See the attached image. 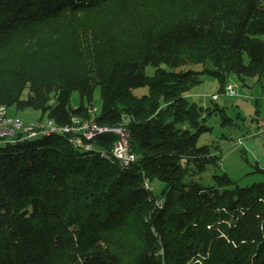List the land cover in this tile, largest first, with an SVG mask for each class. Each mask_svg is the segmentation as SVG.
<instances>
[{"label":"trees","instance_id":"1","mask_svg":"<svg viewBox=\"0 0 264 264\" xmlns=\"http://www.w3.org/2000/svg\"><path fill=\"white\" fill-rule=\"evenodd\" d=\"M204 75L219 93L264 79V0H0V107L124 126L136 156L114 157L112 131L88 150L68 133L0 141V264H264V181L197 180L222 159L199 145L205 111L233 124L188 100Z\"/></svg>","mask_w":264,"mask_h":264},{"label":"rangeland","instance_id":"2","mask_svg":"<svg viewBox=\"0 0 264 264\" xmlns=\"http://www.w3.org/2000/svg\"><path fill=\"white\" fill-rule=\"evenodd\" d=\"M164 68H167L163 65ZM186 69L201 71L200 64L188 65ZM155 68L147 67V74L152 76ZM227 84H233L236 94L230 96L224 90L219 93V82L210 75L203 76V83L194 87L187 93V98L191 103L199 106L213 107L218 104L225 108L228 115L233 118V124L223 125V120L216 113L210 114L205 111L207 125L212 128L210 132L204 133L199 139V145H211L220 147L222 157L219 167L212 166L207 172L197 177V180L204 186L214 184L213 176L227 173L233 180L242 187L251 186L264 181V173L257 170V166L264 170V79L259 81L256 77H247L241 80L236 75H231ZM226 84V85H227ZM138 96L149 93V89L138 88L134 90ZM53 104H56L53 100ZM80 104V94L74 92L71 98V106L78 107ZM100 91L95 94V108L92 113H99L101 110ZM42 117V112L33 108L18 109L12 106L7 109L6 118L19 120L25 126H35L39 124L48 125L47 115ZM4 120V118H1ZM84 121V119H81ZM156 192L164 186L160 181H155L151 185Z\"/></svg>","mask_w":264,"mask_h":264},{"label":"built area","instance_id":"3","mask_svg":"<svg viewBox=\"0 0 264 264\" xmlns=\"http://www.w3.org/2000/svg\"><path fill=\"white\" fill-rule=\"evenodd\" d=\"M225 93L233 96L236 94L233 84H227L225 88ZM5 109L0 108V137L1 136H10L14 141L18 138L26 139L33 138L36 135L42 134V132H46L49 130H59V129H44L43 124L35 125V126H25L19 120H10V118L5 117ZM4 118V120H1ZM75 122V120H73ZM99 130H120L121 131V139L115 143L113 155L120 157V160L123 164H129L135 161L136 156L131 151L130 143L128 140V136L126 134V129H119L116 127H101L97 125L92 120L91 127H79L76 124V129H68L62 130L71 134L72 143L77 147H83L85 149L90 148L89 144H84V137H91V140L94 138L95 132ZM20 134V135H19ZM19 135V136H18Z\"/></svg>","mask_w":264,"mask_h":264},{"label":"bare ground","instance_id":"4","mask_svg":"<svg viewBox=\"0 0 264 264\" xmlns=\"http://www.w3.org/2000/svg\"><path fill=\"white\" fill-rule=\"evenodd\" d=\"M0 108H6V107H0ZM7 115V109H5V117ZM82 118H74L73 120H75V122L72 123V125H69V126H57L53 121H49L48 122V125L44 126V129H59V130H49V131H46V132H42V134H39V135H36L34 136L33 138L35 137H38V136H41V135H46V134H50V133H67L65 131H62V130H68V129H76V124L79 126V127H91L92 126V120H88V119H84V121H81ZM116 128H119V129H126L124 126H118ZM106 131H112V132H115L118 136H119V139H121V131L120 130H99L98 132H95L94 134V138L102 133V132H106ZM126 134L128 136V140H129V133L126 129ZM91 140V137H84V144H88L87 142ZM0 141H10V142H13L14 140L12 139V137L10 136H1L0 137ZM90 149V148H87V150ZM115 158H117L119 161L120 160V157H117L114 155Z\"/></svg>","mask_w":264,"mask_h":264}]
</instances>
